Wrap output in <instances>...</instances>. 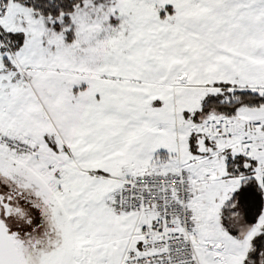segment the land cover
I'll use <instances>...</instances> for the list:
<instances>
[{"label": "snow or ice", "instance_id": "1", "mask_svg": "<svg viewBox=\"0 0 264 264\" xmlns=\"http://www.w3.org/2000/svg\"><path fill=\"white\" fill-rule=\"evenodd\" d=\"M0 264H264V0H0Z\"/></svg>", "mask_w": 264, "mask_h": 264}]
</instances>
